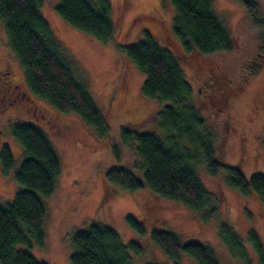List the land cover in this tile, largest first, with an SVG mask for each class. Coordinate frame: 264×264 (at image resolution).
<instances>
[{"label":"rangeland","instance_id":"rangeland-1","mask_svg":"<svg viewBox=\"0 0 264 264\" xmlns=\"http://www.w3.org/2000/svg\"><path fill=\"white\" fill-rule=\"evenodd\" d=\"M252 1L258 5L257 18L264 17V0ZM109 2L115 35L105 42L67 22L57 11L58 0H43L41 7L50 30L61 43L63 58L108 121L109 129L103 136L78 114L59 111L29 89L0 19V69L4 65L11 69L8 77L0 78V140L10 147L15 161L6 175L0 160V203H11L22 189L14 171L25 155L12 133L14 125L28 122L44 130L61 164L53 193L40 195L46 208L44 244L18 247L28 249L47 264H72L74 233L93 222H102L112 226L123 243H140L142 252L129 251L131 264H199L185 252H180L178 261L171 259L153 241L154 229L172 231L182 243L196 241L211 246L221 264H264V201L252 190L243 193L229 185L225 167L238 165L246 177L264 174V27L255 23L241 0H212L213 10L233 38L234 47L209 56L205 69L196 66V57L179 56L197 102L208 99L200 110L206 117L205 132L223 152V165L217 174H211L203 162L196 164L202 182L220 204L216 217L204 219L181 201L147 187L126 191L106 185V171L114 166L127 167L143 176L136 145L122 138V127L131 132L152 131L162 138L167 135L161 126L163 102L144 93L146 74L119 50L117 43L137 42L147 30L159 43L173 47L175 39H171L170 31L176 15L169 0ZM214 65L223 68L228 77L230 86L226 91L211 85ZM8 80L21 83L25 97L19 96L18 87L8 85ZM201 149L198 146V155L204 156ZM130 214L144 224V233L128 223ZM224 222L231 226L225 231L227 238L233 242L237 235L241 240L240 246L233 245L237 253L221 239ZM251 232L260 239L261 251L249 239Z\"/></svg>","mask_w":264,"mask_h":264},{"label":"trees","instance_id":"trees-1","mask_svg":"<svg viewBox=\"0 0 264 264\" xmlns=\"http://www.w3.org/2000/svg\"><path fill=\"white\" fill-rule=\"evenodd\" d=\"M169 1L176 10L170 31L175 46L159 43L147 30L137 42L117 43L119 50L146 74L144 93L163 102L161 126L167 135L162 138L152 131L131 132L122 127V138L136 145L143 176L140 178L127 167L114 166L106 171L104 178L107 186L126 191L147 187L156 194L181 201L204 219H210L218 215L220 204L202 182L196 164L203 162L211 174H217L223 165V152L211 134L205 132L206 117L201 116L200 110L208 99L197 102L179 64V56L196 57V66L205 69L209 56L231 50L234 41L214 12L212 0ZM241 1L253 14L255 23L264 27V17L257 18V3ZM42 5L43 0H0V19L9 46L24 69L25 81L35 95L61 112L78 114L103 136L109 129L108 121L86 85L74 76L63 58L61 43L43 16ZM110 9L109 0H96V3L58 0L57 4L58 13L67 22L104 42L115 35ZM214 66L211 67L214 75L210 72L209 77L211 85L226 91L230 86L228 77L223 68ZM215 96L220 97L219 94ZM12 133L21 142L25 155L14 171V178L22 189L11 203H0V264H47L38 261L28 249L18 246L31 248L33 243L44 244L46 208L40 195L53 193L61 164L52 142L37 125L18 123L13 126ZM198 146L204 156L198 155ZM0 160L2 172L8 175L15 161L10 147L1 140ZM225 167L229 185L243 193L252 190L264 201L263 173L246 177L238 165ZM127 221L138 232H145L144 224L132 214L127 216ZM221 227V239L231 250L234 243L241 245L237 235L233 242L225 235L231 227L228 222L222 223ZM152 239L175 261L180 252H185L199 264H221L211 246L196 241L182 243L172 231L154 229ZM249 239L261 251L262 244L254 232L249 234ZM72 247V264H131L129 251L142 252L138 241L123 243L117 231L102 222H93L86 229L76 231L72 236ZM232 252L237 253L235 249Z\"/></svg>","mask_w":264,"mask_h":264},{"label":"flooded vegetation","instance_id":"flooded-vegetation-1","mask_svg":"<svg viewBox=\"0 0 264 264\" xmlns=\"http://www.w3.org/2000/svg\"><path fill=\"white\" fill-rule=\"evenodd\" d=\"M10 74H11L10 66L4 65V68L0 69V78L8 77ZM6 82H8V85L13 84L14 86H17L18 87L19 96H22V97L24 96L25 97L26 92L21 89V87H20L21 83H16L15 81H12V80H8Z\"/></svg>","mask_w":264,"mask_h":264}]
</instances>
